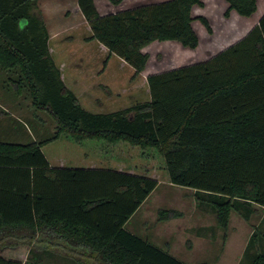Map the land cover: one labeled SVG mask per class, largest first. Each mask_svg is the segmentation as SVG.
Instances as JSON below:
<instances>
[{"label": "trees", "instance_id": "1", "mask_svg": "<svg viewBox=\"0 0 264 264\" xmlns=\"http://www.w3.org/2000/svg\"><path fill=\"white\" fill-rule=\"evenodd\" d=\"M108 1L119 6L125 0ZM226 2L228 13L241 17L258 10V0ZM203 5L165 0L102 15L95 0H78L88 41L108 53L104 67L117 57L134 70L133 79L146 70L150 56L143 50L154 42L199 46L192 12ZM201 21L212 32L208 20ZM51 41L38 0H0V68L15 76L8 80L16 95L56 126L48 139L0 142V264H23L6 253L26 249L30 255L65 251L78 264H187L127 228L158 181L113 169L52 167L43 148L62 137L127 144L144 159L158 153L172 185L210 197L198 203L213 209L225 232L234 209L247 220L253 205L264 209V15L209 60L149 75V101L110 113L82 106ZM172 215L162 210L160 220ZM261 223L243 256L257 251L256 242L264 250ZM256 257L255 264H264V254Z\"/></svg>", "mask_w": 264, "mask_h": 264}, {"label": "rangeland", "instance_id": "2", "mask_svg": "<svg viewBox=\"0 0 264 264\" xmlns=\"http://www.w3.org/2000/svg\"><path fill=\"white\" fill-rule=\"evenodd\" d=\"M162 1L165 0H127L121 6H114L108 0H95V3L98 11L105 15ZM38 6L49 28L51 53L62 70L63 78L77 93L82 106L92 113L116 112L149 101L146 84L149 75L209 60L243 39L264 15V0H258V10L250 18L238 17L234 11L228 13L229 5L225 0H204V5L195 6L192 12V26L199 37V46L190 49L175 41L154 42L143 50L150 56L146 70L133 79L134 70L117 57L110 59L108 66L104 67L108 53L99 43L88 41L90 28L81 14L78 0H38ZM202 18L208 20L212 32L202 23ZM11 77L15 76L0 71V90L11 88L14 93L0 95L1 102L13 111L11 105L19 99L18 110L14 113L20 121L11 119L14 123L10 121L11 125L6 129L13 136L9 143L29 144L37 138L52 137L56 130L54 121L45 112L31 109L29 99L16 95L8 80ZM7 123L9 121L5 120ZM43 152L56 167L113 169L157 180V189L127 228L187 264H255L256 256L264 254L256 242L257 251L253 254L250 250L243 256L253 229L263 221L259 214L245 220L239 215V210L234 209L225 232L218 226L213 209L208 204L198 203V199L207 201L210 197L172 185L156 152H147L149 158L144 159L141 151L127 144L112 146L91 141L77 144L67 137L48 144ZM162 210H173L176 215L161 221ZM245 210L240 211L246 213ZM259 230L264 235V223ZM36 251L30 255L26 249L8 252L6 256L19 259L23 264H78L76 258L65 251Z\"/></svg>", "mask_w": 264, "mask_h": 264}, {"label": "crops", "instance_id": "3", "mask_svg": "<svg viewBox=\"0 0 264 264\" xmlns=\"http://www.w3.org/2000/svg\"><path fill=\"white\" fill-rule=\"evenodd\" d=\"M126 1L127 0H125L122 4L124 5V3H126ZM226 1V0H225ZM121 4V5H122ZM147 4H150V3H147ZM147 4H141V5H138L137 7H139V6H142V5H147ZM152 4V3H151ZM121 5H119V6H121ZM229 5V4H228ZM79 7V6H78ZM40 8V7H39ZM126 9H128V8H126ZM126 9H122V10H120V11H123V10H126ZM40 11H42V10H40ZM235 12V11H234ZM236 13V12H235ZM237 14V13H236ZM264 14V13H263ZM42 15H43V12H42ZM238 15V14H237ZM263 16V15H262ZM262 16L259 18V21H260V19L262 18ZM238 17H239V15H238ZM252 17V16H251ZM243 18H246V17H243ZM250 18V17H249ZM259 21H258V23H259ZM49 29V28H48ZM51 36V35H50ZM0 71H3L1 68H0ZM8 91V92H7ZM3 93H5V94H14V93H12V89L11 88H8V89H6V91H3V90H0V95H3ZM13 99V98H12ZM16 100V102L14 101L13 103H12V109H13V111L10 109V108H8L6 105H4L1 101H3V99H2V97L0 96V142H9L11 139H10V137H13V136H11L12 135V133H9V132H7L6 131V129L7 128H9L10 127V121L12 122V123H14L11 119H14V120H16V121H20L19 120V118L17 117V115L14 113V110H18V107H19V104H18V102H17V100H19V99H15ZM9 106V105H8ZM5 120H8L9 121V123H7V124H5ZM8 140V141H7ZM34 140V139H33ZM35 142H37V141H40V139H36V140H34ZM33 141V142H34ZM49 161V160H48ZM50 163V162H49ZM50 165H51V163H50ZM52 167H56V166H53V165H51ZM57 167H65V166H57ZM253 209H254V214H259V216L261 217V220L262 219H264V209L263 210H260L261 209V207H259V206H257V205H253ZM243 219H245L241 214H239ZM245 220H247V219H245ZM262 222V221H261ZM254 230L255 229H253V232H254ZM253 232H252V235H253ZM251 235V236H252ZM249 243V242H248ZM246 249L247 248H245V250H244V252L246 251Z\"/></svg>", "mask_w": 264, "mask_h": 264}]
</instances>
